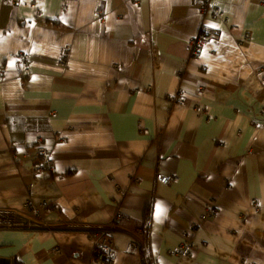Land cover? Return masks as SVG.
<instances>
[{"label":"crops","instance_id":"obj_1","mask_svg":"<svg viewBox=\"0 0 264 264\" xmlns=\"http://www.w3.org/2000/svg\"><path fill=\"white\" fill-rule=\"evenodd\" d=\"M0 74L8 264H88L102 232L112 264H264V0H0Z\"/></svg>","mask_w":264,"mask_h":264},{"label":"built area","instance_id":"obj_2","mask_svg":"<svg viewBox=\"0 0 264 264\" xmlns=\"http://www.w3.org/2000/svg\"><path fill=\"white\" fill-rule=\"evenodd\" d=\"M197 10L199 12L201 11L204 13L206 11H210V16L213 18H217L218 16L221 15V12H222L219 9L212 8L209 5V3L205 2V1H201L198 3ZM220 17H222V16H220ZM214 36H215L214 29H212L211 27H208L206 24H202L200 26L199 32L188 41L190 58L191 59H197L198 57H200L205 45L212 42ZM64 61H65V59L64 58L62 59V57L57 59L58 64L60 62L63 63ZM2 78H3V75L0 74V79H2ZM178 101L180 103H182L180 98L178 99ZM32 146L36 147L35 155L37 154V155H43L44 156V158L41 159L40 161H38V162L35 161L34 169H33L34 173H36V174L49 173L52 170V162L50 161L51 160L50 159V148L45 144L42 136L39 137L37 135L34 136V141H32ZM155 179L157 182L166 185V184H169L170 182L176 180V176L166 175V174H163L161 172H157L155 175ZM230 186L231 185L228 184L226 188L229 189ZM116 189L118 191L119 196H122L124 194L123 191H120L118 189V185L116 186ZM251 202H252V204H255L256 201H255V199H253V200H251ZM26 205H33L32 209L28 206L29 210H31L36 215L38 214V210L34 207V204L32 202H28V203H26ZM209 208L210 207L206 205V209H209ZM119 216H120V214H119ZM209 216L210 215L208 214V210H206L202 213L200 219L205 220ZM4 217L5 216H3V217L0 216V225H1L3 220L5 221L6 217L5 218ZM7 224L10 226H13L14 223L8 220ZM183 237H184V241L182 242L181 246L185 245L186 247H180V249L177 252L180 255H185L189 252V245H191L190 250L194 246V241L188 242L190 237H189V235H187V232L183 233ZM106 242H107V238H104L103 236L95 239L92 254L90 255V257L88 259V264H108V263L115 260V251H113L111 249V247L108 245V243H106ZM132 245L134 246V248H140L141 250H143L142 247H140L139 245H137L135 243H133ZM54 250L58 251L57 248H54Z\"/></svg>","mask_w":264,"mask_h":264},{"label":"rangeland","instance_id":"obj_3","mask_svg":"<svg viewBox=\"0 0 264 264\" xmlns=\"http://www.w3.org/2000/svg\"><path fill=\"white\" fill-rule=\"evenodd\" d=\"M220 16H222V17H220ZM220 16H218L217 18H218V19H221V20H223V19L226 18V15H225L224 11L221 12V15H220ZM206 45H207V44H206ZM206 45H205V47H206ZM65 53H68V51L66 50ZM189 55H190V54H189ZM63 58L65 59V56L62 57V59H63ZM64 62H65V61H64ZM64 62H63V63H64ZM56 63H57V61H56ZM60 64H62V62H60ZM40 134H43V133H39V132H38V133H36L35 135L41 137ZM28 149H31V147L28 148ZM32 149L35 150L36 147H32ZM11 154H12V153H11ZM12 156H13V155H12ZM14 158H15V157H14ZM44 174H45V173H44ZM116 186H117V185H115V187H116ZM27 206H29L31 209L33 208V205H27ZM25 207H26V205H25ZM34 207H35V205H34ZM6 214H7V212H5V211H0V216H1V217L5 216ZM8 220L10 221V219H7V220H5V221H8ZM101 236H103L104 238H107V237H108V234H107L106 232H104V233L102 232L101 235H99L98 237H101ZM106 243H107V242H106ZM131 246H132V248H133L134 250H137V251L140 250L139 248H134L133 245H131ZM181 247H186V246L184 245V246H181ZM99 248H100V247H99ZM190 248H191V245H189V251H190ZM145 257H146V254H145ZM113 262H114V261H112V262H110V263H108V264H112Z\"/></svg>","mask_w":264,"mask_h":264},{"label":"trees","instance_id":"obj_4","mask_svg":"<svg viewBox=\"0 0 264 264\" xmlns=\"http://www.w3.org/2000/svg\"><path fill=\"white\" fill-rule=\"evenodd\" d=\"M32 155H33V157H34V160L35 161H40L41 159H43L44 158V156L43 155H35V150H33V152H32ZM29 212H31V213H33L31 210H28ZM34 214V213H33ZM36 215V214H35ZM37 215H39V213L37 214ZM208 218V217H207ZM206 218V219H207ZM199 220H201V221H203L202 219H200L199 218ZM197 224L196 223H192L191 225H189V227H188V230L190 231L189 233V237H191V233H194V232H196V230H197ZM98 238H100V237H98ZM203 245H205V243L203 244ZM180 247L181 246H179V248H178V250L180 249ZM195 247V243H194V246H193V248ZM113 251H114V249L113 248H111ZM178 252V251H177Z\"/></svg>","mask_w":264,"mask_h":264},{"label":"water","instance_id":"obj_5","mask_svg":"<svg viewBox=\"0 0 264 264\" xmlns=\"http://www.w3.org/2000/svg\"><path fill=\"white\" fill-rule=\"evenodd\" d=\"M9 261L7 259L4 258H0V264H8Z\"/></svg>","mask_w":264,"mask_h":264},{"label":"bare ground","instance_id":"obj_6","mask_svg":"<svg viewBox=\"0 0 264 264\" xmlns=\"http://www.w3.org/2000/svg\"><path fill=\"white\" fill-rule=\"evenodd\" d=\"M194 60H197V59H194ZM5 218V217H4Z\"/></svg>","mask_w":264,"mask_h":264}]
</instances>
